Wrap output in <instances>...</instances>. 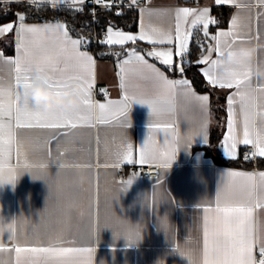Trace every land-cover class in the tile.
Wrapping results in <instances>:
<instances>
[{"label": "crops", "instance_id": "obj_1", "mask_svg": "<svg viewBox=\"0 0 264 264\" xmlns=\"http://www.w3.org/2000/svg\"><path fill=\"white\" fill-rule=\"evenodd\" d=\"M133 4V0H129ZM96 0H89L92 12ZM112 0H100V4H110ZM83 6L85 3L75 4ZM139 9L138 29H113L138 35L141 28L149 33L153 29L172 32L175 29V10L182 7L197 10L209 9L208 16L217 21L209 24L206 37L202 24L195 26L182 25L191 32L190 45L194 35H199V60L209 55L207 48L214 46L211 36L219 31L228 30L232 17L238 16L236 34L239 37L233 45L235 49L251 47L255 49L250 62V84L242 85L240 91L251 92V107L241 111L237 102L233 105L234 128L242 139L243 125L248 120L253 138L261 128L260 113L264 112V76L256 73V68L264 64V3L261 0H229L225 4H217L216 0H136L133 4ZM133 7V6H132ZM128 8V7H125ZM24 12V11H19ZM18 12V13H19ZM25 13V12H24ZM25 25H44L60 22L62 19L48 21H31L26 18ZM13 23L14 28L7 33H0V86L15 89V65L6 62V58H15L17 54L18 36L16 29L21 21L15 15L7 21L1 22L0 27ZM73 39L81 38L72 34ZM9 38V39H8ZM13 40V53L7 51L8 41ZM138 42L147 43V47L138 46ZM90 45V44H88ZM62 37L59 33L49 32L35 38L31 45L33 64L41 63V57H55L60 52ZM83 44L80 51L89 53L94 63L83 69L73 57L69 46L61 57L58 70L54 74L57 81L69 80L71 77H83L92 82L91 99L94 103L123 101L125 93L144 98H160L168 102L170 110L161 111L153 115L147 104L132 101L124 115L109 118L107 123L98 122L99 111L91 109V123L78 122L75 128H26L15 127V140L20 146L19 162L16 151L13 150L8 158L0 157V161L7 163L9 176L14 181L6 182L0 187V264H88L87 256L69 254L52 256L50 254L21 252L16 253L15 247H57L90 248L91 264H96L103 258L107 264H188L191 257L194 264H204L203 231L204 217L208 215L214 219L215 212H205L206 208H215L217 194L220 195L222 205H236L246 203L251 207L250 227L255 239L254 254L259 258V248L264 243V187L261 186L259 173L264 168H243L226 165L218 159H230L226 151L224 137L228 135V103L227 97L237 91L235 87L223 89L225 94V113L223 124L219 128L216 141L212 146L215 155H211L199 147L211 146V127L213 122L211 100L209 92H198L192 85L190 77L185 73L168 68L154 57H148L147 51L166 50L168 45H153L146 41L137 40L125 45H108L117 49L124 48V54L116 51L110 58L98 57ZM136 48L145 56L148 64H153L170 80L187 79L189 86L177 85L168 88L161 81L155 79L146 65L133 60L124 65L128 59L127 52ZM188 51L182 57L183 66ZM178 63L179 58L173 57ZM210 59H217L212 52ZM202 68H210L203 64ZM125 87H121V78ZM214 86V85H213ZM102 87L109 90L107 94L98 93ZM77 88L83 97L84 89L79 79L72 80L66 89ZM190 88L191 92L187 91ZM195 96L208 95V111L201 109V102ZM237 101L238 97H234ZM31 103V102H30ZM224 105V104H223ZM84 106L80 111L87 114ZM207 121L206 133L195 136L188 149L178 147L175 160L168 168L159 167V174L144 176L145 166L133 163H119L118 153L122 145H133V160L138 159V149L146 140L154 138L163 143L165 131L150 127L153 124H171L168 135L178 133L183 137L192 130H198ZM55 137V139H52ZM205 140L207 142H205ZM199 146V147H198ZM252 145L238 144L236 158L240 157L241 149ZM26 157V158H25ZM255 162L260 157L256 156ZM243 160V159H242ZM243 162V161H242ZM253 173L254 179L250 186L243 189L237 178L235 185L228 184L229 172ZM135 174V175H134ZM133 179V183L121 193L119 202L111 203V196L115 190L123 185V181ZM159 181V182H158ZM163 193L166 201L159 203V196ZM145 197L147 205L143 203ZM169 214L172 230L165 233L157 227V216ZM143 227L142 239L138 243H129L124 236H120L119 221ZM9 226L14 228L15 238H11Z\"/></svg>", "mask_w": 264, "mask_h": 264}, {"label": "snow or ice", "instance_id": "obj_2", "mask_svg": "<svg viewBox=\"0 0 264 264\" xmlns=\"http://www.w3.org/2000/svg\"><path fill=\"white\" fill-rule=\"evenodd\" d=\"M19 2V0H17ZM30 3L33 0H29ZM82 3L83 0H73V3ZM100 0H97L99 3ZM136 0H133V4ZM229 0H216L217 4L228 3ZM264 3V0H261ZM111 7V5H108ZM82 10V9H79ZM209 9L205 8L197 10L194 8L182 7L175 10V29L172 32H163L153 29L151 33L145 31L143 27L138 35L126 33L124 31H114L110 25L107 29V38L99 41V43L106 45H120L123 46L127 42H135L137 40L146 41L153 45H168L166 50H157L153 48L147 51L148 57H154L160 61L161 64L170 69L184 73L182 57L189 51L191 32L185 28L182 30V25H189V17H191L190 25L195 26L202 24L204 35H209V24L217 23L216 20L208 16ZM121 13L117 12V15ZM19 27L16 29L18 36L17 54L15 58H6V62H11L15 65L16 72V86L15 89L4 88L0 86V157L8 158L12 151L15 150L17 159L21 156L20 146L15 140V127L26 128H75L78 122L91 123L93 107L99 111L98 122L101 124L107 123L109 118H115L118 114L124 115L132 101L141 104H147L153 115L161 111L170 110V105L167 101L160 98H144L132 96L131 98L125 93L123 101H111L107 103H94L91 99L92 82L90 79L83 77H71L69 80L57 81L54 79V74L58 70L61 57L67 52L69 46L71 48L73 57L77 60L79 66L87 69L94 63L93 57L84 51H80V47L85 44L84 38L73 39L68 32L65 24L56 22L55 24L46 23L44 25H25L23 23L25 16L17 14ZM13 23H8L0 27V33H7L14 28ZM238 28V16H233L231 24L226 31H219L211 36L214 41V46L210 45L207 48L209 55L203 56L198 61L200 64H208L210 68L215 69V72L210 71L209 68H202L201 71L206 77L209 84L218 86L220 88L231 89L235 87L237 91L227 97L228 103V135L224 137L226 151L232 158H236L238 144L245 146L252 145L255 151L251 153V157L264 158V112L260 113L261 128L256 132L253 138L250 130V125L247 119L243 125L242 139L237 135L234 128V112L233 105L239 103L241 111H246L251 107L252 97L251 92L240 91L242 85L250 84V69L248 65H241L238 60L239 49H235L233 45L237 42L239 37L236 34ZM49 32L59 33L62 37V46L60 52L55 57H41V63L33 64V57L35 53L31 45L38 36H43ZM212 52L217 54V59H210ZM2 55V53H0ZM128 59L122 63L127 65L133 60L146 65L147 69L153 74L155 79L161 81L168 88L174 89L177 85L189 86L191 82L187 79L170 80L164 73L153 64H148L145 56L140 54L136 48H132L127 52ZM181 58L179 63H175L173 57ZM48 77L49 84L54 88L58 94L62 93L64 88L70 86L72 80L79 79L83 85V104L89 110L87 114L81 112L67 113L63 109L55 110L51 115L44 113L41 109L32 105L27 96V88L32 81L38 79L40 76ZM121 87H125L124 78H121ZM264 91V86L261 87ZM103 91V90H101ZM187 91L191 92L188 88ZM195 96V93L192 92ZM234 97H238L237 101ZM195 98L201 102V109L204 112L208 111V95H199ZM152 128L161 129L165 131L163 143L149 138L138 149V159L133 160V145L125 143L122 145V151L118 153L119 163H137L139 165L155 164L158 167L168 168L172 161L175 160L178 145V133L175 131L169 137L167 130L172 128L171 124H153ZM207 121L201 125L200 131L195 136L206 133ZM190 137L191 140L194 137ZM52 139H55L53 137ZM205 142H207L205 140ZM26 158V157H25ZM248 155L245 159H249ZM135 175V174H134ZM230 178L228 184L235 185L237 178L240 181L241 189L250 186L254 179L253 173L245 172H229ZM261 186L264 187V172L259 174ZM8 179L14 181L15 177L9 176ZM159 182V181H158ZM123 185L130 186L133 179H128L122 182ZM127 188V187H126ZM125 188V189H126ZM215 212L214 219L208 215L204 217V231H203V247H204V264H264V243H261L259 248V258L254 254L255 239L253 237L250 219L252 209L246 203H239L236 205H222L220 202V195L217 194L215 208H206L205 212ZM2 229V225H0ZM11 238H15L14 228L9 226ZM3 248L0 242V249ZM16 253L31 252L50 254L52 256H65L69 254H78L80 256L88 257V264H91L90 248H71V247H57L49 245L47 247H15Z\"/></svg>", "mask_w": 264, "mask_h": 264}, {"label": "trees", "instance_id": "obj_3", "mask_svg": "<svg viewBox=\"0 0 264 264\" xmlns=\"http://www.w3.org/2000/svg\"><path fill=\"white\" fill-rule=\"evenodd\" d=\"M88 2L89 0H83V3H85L83 6L71 5L69 0H63V2H55L52 0H33L32 3H30L29 0H19V2H17V0L1 2L0 23L7 21L11 17L17 15L19 11H24L26 18L31 21L62 19L66 22L67 27L72 34L80 36L84 39H87L88 42H91L93 34L91 29H89V24L92 22L93 12L91 6L87 4ZM117 12L121 14L117 15ZM98 20L103 26L107 28L111 25L113 29L136 30L138 29L139 24V9L136 6H133L124 8L121 11H115L113 8L100 10L98 12ZM198 38L199 35H194V41L192 42L187 54L184 73L190 77L192 85L198 92H209L212 96L211 109L214 122L211 127L212 144L210 147L206 145L198 147L208 151L213 156L215 155V152L212 145L216 142L214 140L217 137L219 128L223 124V116L226 110L225 94L220 92L218 87L209 84L201 71L203 64L198 63L199 57L197 55L200 48V43L195 42ZM147 45V43L138 42V46L140 47L146 48ZM6 46L7 51L9 53H13L14 43L12 39L11 42L8 41V45ZM88 49L92 50L93 53L102 58L113 57L117 53L116 51H120L122 54H124V48L117 49L99 42L96 45H93V43L88 45ZM244 149L249 148L243 147L241 149L240 157L235 159H225L222 157H218V159L220 162L226 165L235 167L264 168V158L260 157L257 159V162H255V159L251 161L244 160L242 158V152Z\"/></svg>", "mask_w": 264, "mask_h": 264}, {"label": "clouds", "instance_id": "obj_4", "mask_svg": "<svg viewBox=\"0 0 264 264\" xmlns=\"http://www.w3.org/2000/svg\"><path fill=\"white\" fill-rule=\"evenodd\" d=\"M255 49L251 47L239 48L238 60L241 65H249L253 60ZM258 75L264 76V64L256 68ZM27 96L32 105L41 109L44 113L51 115L55 110L63 109L67 113L80 112L84 107L83 97L81 92L77 88L66 89L62 93L58 94L57 91L49 84L48 77L45 75L40 76L38 79L31 82L27 88ZM198 130H192L183 137H178L176 143L178 147L188 149V145L192 143L190 137L195 136ZM173 162V161H172ZM9 167L6 162L0 161V187L6 182H12L9 177ZM128 187L126 185L119 186L111 196V203L113 201L119 202L121 193L126 192L124 189ZM143 203L147 205L145 197H142ZM166 201V197L163 193L159 196V203ZM173 223H171L169 214L166 212L163 215L157 216V227L168 233L172 230ZM120 236H124L129 243H138L142 239L143 227L139 224H131L124 220L119 221ZM162 259V258H161ZM158 259L156 264L161 260ZM92 264H96V259L92 261ZM99 264H107V261L103 258L99 261ZM166 264V261H165ZM188 264H194L191 257H188Z\"/></svg>", "mask_w": 264, "mask_h": 264}, {"label": "built area", "instance_id": "obj_5", "mask_svg": "<svg viewBox=\"0 0 264 264\" xmlns=\"http://www.w3.org/2000/svg\"><path fill=\"white\" fill-rule=\"evenodd\" d=\"M9 1H15V0H0L1 2H9ZM108 5H111V7H109ZM132 3L129 0H112V2L110 4H100L96 2H94L93 6L96 8V12H94L93 14V19L92 22L89 24V29H91L92 31V41L88 42L87 39L85 40V44H86V48H88V44H92L96 45L99 40H105L107 38V27L103 26L100 21L98 20V12L100 10H107L109 8H113L115 11H121L123 10L125 7H132ZM136 6V5H133ZM103 90V91H101ZM98 93L100 94H107L109 93V90H105L102 87H100L98 89ZM251 153L252 151L250 149H244L242 152V158L244 160H254V157H251ZM248 155L250 158L249 159H245V156ZM142 174L144 176H155L159 174V167L158 166H145L142 169Z\"/></svg>", "mask_w": 264, "mask_h": 264}, {"label": "rangeland", "instance_id": "obj_6", "mask_svg": "<svg viewBox=\"0 0 264 264\" xmlns=\"http://www.w3.org/2000/svg\"><path fill=\"white\" fill-rule=\"evenodd\" d=\"M52 1H55V2H63V0H52ZM70 2H73V0H69ZM75 4H79V2L75 3ZM133 6V5H132ZM138 8V7H137ZM18 14H25L24 12H19ZM181 58H179V61L178 63L180 62ZM183 60V59H182ZM220 92H223V89H220L218 88ZM222 157V156H221Z\"/></svg>", "mask_w": 264, "mask_h": 264}]
</instances>
